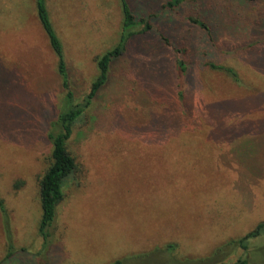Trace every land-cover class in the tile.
Listing matches in <instances>:
<instances>
[{
  "label": "rangeland",
  "instance_id": "1",
  "mask_svg": "<svg viewBox=\"0 0 264 264\" xmlns=\"http://www.w3.org/2000/svg\"><path fill=\"white\" fill-rule=\"evenodd\" d=\"M46 6L81 101L98 74L94 57L118 41L119 0H46ZM230 6L239 25L228 40L238 57L243 28L260 20L264 29V0H232ZM161 20L129 39L124 54L111 62L107 83L74 124L67 148L79 172L64 184L44 242L37 230V179L50 161L46 132L63 90L35 0H0V197L12 247L21 250L2 264H113L139 253L146 255L134 256L135 264H171V255L209 257L264 221V104L216 118L201 86L180 100L165 84V63L141 52V45L154 52L156 36L165 33ZM230 61L235 69H250ZM244 81L241 89L215 80L217 100L231 95V108L264 92L261 79ZM255 135L257 142L249 138ZM5 242L0 215V260ZM166 244H174L171 255L151 254Z\"/></svg>",
  "mask_w": 264,
  "mask_h": 264
},
{
  "label": "trees",
  "instance_id": "2",
  "mask_svg": "<svg viewBox=\"0 0 264 264\" xmlns=\"http://www.w3.org/2000/svg\"><path fill=\"white\" fill-rule=\"evenodd\" d=\"M184 1L187 0H166L162 3V10L165 11V9H168L176 11ZM246 1L257 2L259 0ZM119 5L122 17L118 41L111 48L94 57L98 74L93 79L88 93L81 101H77L68 78V68L65 59L63 58L62 46L60 43L61 40L52 25L46 6V0H35L37 18L47 36L48 45L57 60L56 72L60 77V86L63 90V96L59 107L56 110L53 119H51L48 123L49 127L46 132V139L51 145L50 161L41 176L37 179V193L39 194L41 209V216L38 222L37 230L44 242H47L52 235L51 227L55 219L56 207L64 196L62 191L63 186L70 177H76L79 172L75 158L71 155L67 148V141L73 134L74 124H77L84 118L85 111L91 106L94 99L98 96V92L107 83L110 64L124 54L126 43H128L129 39L134 35L142 34L144 32L146 33L154 27L151 24V19L154 18V16H150L149 18L136 17L127 0H119ZM189 20L192 23L197 24L200 28L209 31L210 34L207 24L202 20L195 17H189ZM260 22V20H257L258 30L256 31V37H252L246 44L244 43L240 45L242 53L246 55L252 54L250 57H254L259 53L264 54V29L261 28ZM159 36L163 40L168 41L165 33L160 31ZM172 50L175 57L173 73L174 88L181 100L185 97L184 92L186 87L185 79H183V73H185L186 70H189L192 63L186 62L183 56L177 55V52L179 51L177 47H174ZM206 65L212 71L222 73L228 77L235 85H242V79L239 77V73L235 68L231 66H222L212 62H208ZM263 66L264 64L260 65L262 68ZM178 72H182V75H180V73L178 74ZM243 101L245 102L244 105L246 107H250L251 105L252 107L257 106V108H260L264 104V92L249 95ZM225 106L226 104H217V106H214L216 110H218L216 118L225 117L228 113H230V115H237L235 110V112L229 111L228 106L224 108ZM241 112L244 113L249 111ZM241 112H239V114H242ZM262 129H264V126ZM262 131L264 133V130ZM75 134L76 136H79V139H85V137H83V132L78 131ZM255 134L259 135L258 132ZM249 138H255V142H257L258 136H249ZM233 154L234 153H232V155ZM234 160L236 162L239 161L236 157H234ZM255 168L257 167L255 166ZM0 215L6 240L5 253L0 260V264H2L3 262H8L11 259H14L16 255L20 254L21 250L17 252L14 251L12 247L11 242L13 241V238L10 219L4 205V201L1 197ZM173 249L174 244H166L163 245L161 249L153 250L151 254H163L164 251L169 252L170 254ZM262 252H264V221L258 222L244 235L231 238V240L220 245L213 250L209 257H184L178 259L173 257L171 254L170 257L173 259V263L171 264H264V253ZM145 255L146 254L139 253L131 257L124 256L115 260L113 264H135L131 261L134 256L143 257Z\"/></svg>",
  "mask_w": 264,
  "mask_h": 264
},
{
  "label": "crops",
  "instance_id": "3",
  "mask_svg": "<svg viewBox=\"0 0 264 264\" xmlns=\"http://www.w3.org/2000/svg\"><path fill=\"white\" fill-rule=\"evenodd\" d=\"M127 1L136 17L149 18L150 16H154V18L151 19V22L154 25L157 20L162 18L161 23L165 26L161 30H165V36L168 41L163 40L160 36H156V39L152 44L154 52L151 53L145 50L146 48L141 45L142 42H140V45L142 47L141 52L144 56L150 57V54H154V56L159 59V62L165 63V69L162 72L165 77V84L167 83L168 85L169 83L171 87L172 85L174 86V84L171 83L174 73L175 58L172 47H177L179 50L177 55L183 56L186 62L192 63L189 70H186V72L183 73V79H185L186 86L184 102L187 101L186 95L189 91L192 90V88L195 91L199 86H201V89L205 91L207 95L211 96L212 100H208L209 104L214 103L212 104L214 106H217V104H226L228 106L230 101H234L233 98L229 99L231 95L225 100H217L216 97L218 94L215 86L218 85V82H215V80L217 81L218 79H221L226 84H235L222 73L212 71L206 65L208 62L234 68L235 65L230 60L236 58L243 64V66L248 65L250 68L249 70L248 68L239 70L236 68L237 72L243 73L241 76L239 75V77L243 79V85L246 84L244 81L245 79H261L264 82V66L263 68L260 67V65L264 64L263 53L256 54L254 57H250L252 54H243L238 57H235L233 54L234 52L232 51V48L235 43L228 39H231L235 31H237L234 26L239 24L238 18L235 17V11L230 6L232 0H187L184 1L176 11L168 9H165V11L162 10V3L166 0ZM244 1L247 2L246 0ZM189 17L198 18L206 23L210 30V34L209 31L192 23L189 20ZM252 23V28L248 30L243 28L245 37L241 44H246L252 37H256V31L258 30L257 20H252ZM237 47H240V45H237ZM219 53H221V55H219ZM222 54L226 56L223 57ZM259 55H262L261 59L258 57ZM179 73L182 75V72H178V74ZM202 85H204V89L202 88ZM243 85H236V87L242 89ZM189 94H191V92ZM246 97L248 96L243 97L242 100L238 99V106H233L231 108L228 107V110L244 111L259 109L256 106L246 107L244 105L245 102L243 101ZM197 100L202 102V99L200 98L195 99L194 103H196ZM205 109L208 108L206 107Z\"/></svg>",
  "mask_w": 264,
  "mask_h": 264
}]
</instances>
